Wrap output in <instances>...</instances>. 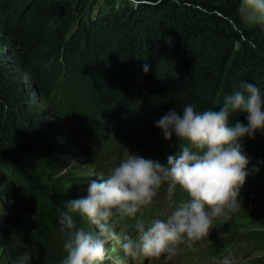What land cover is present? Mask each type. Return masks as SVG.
Returning a JSON list of instances; mask_svg holds the SVG:
<instances>
[{"label":"trees","instance_id":"trees-1","mask_svg":"<svg viewBox=\"0 0 264 264\" xmlns=\"http://www.w3.org/2000/svg\"><path fill=\"white\" fill-rule=\"evenodd\" d=\"M238 4L0 0V160L21 173L34 155L56 162L65 145L59 123L72 120L90 151L102 145L101 134L107 135L104 146L120 138L125 143L129 134L134 143L139 134L167 153L179 141L174 134L166 140L156 123L169 111L182 116L187 105L219 111L241 80L264 95V27L241 24ZM32 90L50 110L33 102ZM235 122L246 126V114H233L230 125ZM240 143L249 164L238 198L245 217H237L250 227L254 212V227L263 229L264 131ZM0 219L6 223L0 241L14 239L16 218ZM31 221L37 233L49 222L33 210L24 226ZM256 231L248 239L264 245V232ZM35 234L22 230L12 245L23 249ZM253 264H264V253Z\"/></svg>","mask_w":264,"mask_h":264},{"label":"clouds","instance_id":"clouds-1","mask_svg":"<svg viewBox=\"0 0 264 264\" xmlns=\"http://www.w3.org/2000/svg\"><path fill=\"white\" fill-rule=\"evenodd\" d=\"M237 12L241 24L264 27V0H239ZM143 70L149 71L147 64ZM236 113L246 114V126L240 122L230 125V117ZM156 127L166 140L174 134L179 141V151L167 157L166 165L129 152L106 175L91 180L86 198L65 201L59 215L65 237L61 264H104L107 245L119 240L116 218L136 221V235L124 237L121 244L124 258L135 261L173 255L180 245L209 236L214 222L241 208L238 198L248 176L249 159L240 140L264 131V95L256 84L241 80L224 97L219 111H197L187 105L182 116L169 111ZM163 186L169 198L179 188L187 200L163 219L147 221L138 216L153 204ZM77 219L93 230L77 227ZM29 260L30 254L25 252L13 264H29Z\"/></svg>","mask_w":264,"mask_h":264},{"label":"rangeland","instance_id":"rangeland-1","mask_svg":"<svg viewBox=\"0 0 264 264\" xmlns=\"http://www.w3.org/2000/svg\"><path fill=\"white\" fill-rule=\"evenodd\" d=\"M26 81L35 86L29 77ZM31 92L34 94L32 100L37 106L50 110L49 106L40 100L36 91ZM77 125L75 120L59 123L62 142L65 145L56 162L46 161L34 155L25 159V168L21 173L19 169L13 170L7 160H0V218L15 217V222H18L11 235L14 239L5 238L0 241V264H13L14 259L25 252L30 254L29 264H61L65 237L60 232L59 215L64 210L65 201L86 198L91 180L106 175L108 169L116 166L129 152L166 165L167 157L179 151V147L173 146L166 153L161 144H152L146 136L139 134L134 143L127 140L129 134L126 136V144L120 138L118 141L108 142L107 146L103 144L107 135L101 134L102 145L94 146L93 151H90V144L83 139ZM16 196L18 200L15 199ZM186 200L187 195L179 188L169 198L166 186H163L153 204L138 216L142 215L147 221L163 219L170 209ZM32 210L49 220L47 229L39 231L40 233L33 229L34 221L24 226ZM239 212L242 213V208L230 217L214 222L209 236L191 245H180L173 255L165 254L159 259L142 257L141 260L138 258L135 261L124 258L121 244L124 237L136 235V221L130 218H116L114 227L119 240L110 241L107 245L108 256L104 264H225L226 261L228 264H253L263 255L264 245L254 244L248 236L259 233L256 231L259 229L264 232V228L254 227L257 217L254 212L249 214L247 224L250 227H247L246 222L237 217ZM242 217H245L243 213ZM5 224V221L0 219V230L5 229ZM77 227L93 230L92 226L79 219ZM28 228L36 233L29 237L33 242H26L23 249H19L22 246L19 243L13 246L15 241L23 237L22 230ZM41 233L45 234L44 239L39 237Z\"/></svg>","mask_w":264,"mask_h":264}]
</instances>
